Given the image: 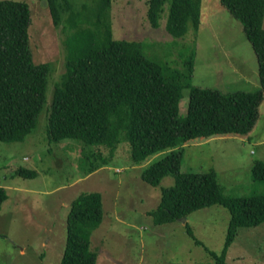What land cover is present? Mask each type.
Listing matches in <instances>:
<instances>
[{"label": "rangeland", "instance_id": "1", "mask_svg": "<svg viewBox=\"0 0 264 264\" xmlns=\"http://www.w3.org/2000/svg\"><path fill=\"white\" fill-rule=\"evenodd\" d=\"M25 1L30 11L31 59L46 61L48 72L33 128L19 141H0V187L7 193L0 209V264H59L69 204L81 192H98L102 198L101 220L90 231L89 249L96 253L95 264H215L209 251L220 254L223 247L229 218L225 206L214 203L191 211L185 220L155 223L153 210L160 189L173 183L170 175L156 186L142 181L143 166L157 155L134 164L121 133L113 156L92 172L88 167L95 161L86 160L81 141L49 142L45 127L54 84L64 71L65 40L71 34L84 31L96 39L110 25L114 38L140 41L144 55L160 64L168 80L180 71L183 83L190 86L223 93L252 92L259 87L257 61L240 21L219 0H201L198 28L190 26L175 37L164 27L167 1L155 27L146 16L148 0H112L101 18V0H59L56 25L45 0ZM189 93V86L182 87L180 116L186 115ZM257 111L245 135L189 141L180 171H214L223 196L264 193V179L251 176L255 161L264 163V97ZM103 153H107L105 148ZM18 166L33 169L35 176L11 175ZM224 263L264 264V221L237 227Z\"/></svg>", "mask_w": 264, "mask_h": 264}, {"label": "trees", "instance_id": "2", "mask_svg": "<svg viewBox=\"0 0 264 264\" xmlns=\"http://www.w3.org/2000/svg\"><path fill=\"white\" fill-rule=\"evenodd\" d=\"M45 1L56 25L59 0ZM165 1L164 27L168 33L178 37L190 26L198 28L201 0H148L146 16L151 27L157 25ZM111 2L101 0L100 18ZM219 2L240 21L252 46L259 83L256 91L223 93L190 86L183 83L184 73L180 71L168 80L160 64L144 55L140 41L114 38L109 25L96 39L84 31L66 38L64 71L52 90L45 136L49 142L65 138L81 141L86 160L93 158L96 163L88 167L92 172L101 166H96L98 163L113 156L121 133L130 145L134 164L157 155L143 166L142 181L156 186L170 175L173 183L160 189L154 222L181 218L214 203L225 206L229 218L223 247L220 254L209 251L215 264H225L224 254L237 227L264 221V193L223 196L214 171L181 172L180 166L189 141L245 135L254 125L264 97V0ZM29 22L25 0H0V141L4 142L19 141L29 133L44 101L48 64L31 59ZM191 68H187L190 75ZM184 86L190 87V93L186 115L180 116ZM11 175L34 177L35 171L18 166ZM251 176L264 179L262 161L252 165ZM6 199V189L0 187V209ZM101 217L100 193L81 192L75 196L67 212L66 241L59 264H95L96 253L89 249L90 231Z\"/></svg>", "mask_w": 264, "mask_h": 264}, {"label": "water", "instance_id": "3", "mask_svg": "<svg viewBox=\"0 0 264 264\" xmlns=\"http://www.w3.org/2000/svg\"><path fill=\"white\" fill-rule=\"evenodd\" d=\"M186 219V217L184 216V217H182V220H185Z\"/></svg>", "mask_w": 264, "mask_h": 264}]
</instances>
